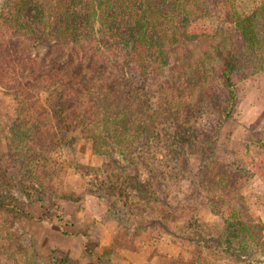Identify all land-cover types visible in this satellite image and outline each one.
<instances>
[{
  "label": "trees",
  "instance_id": "trees-1",
  "mask_svg": "<svg viewBox=\"0 0 264 264\" xmlns=\"http://www.w3.org/2000/svg\"><path fill=\"white\" fill-rule=\"evenodd\" d=\"M218 4L219 0H0V52L6 51L0 57V91L15 94L17 102H21L9 135L0 131L8 148L0 155V213L9 217L0 220V264H38L22 248V229L15 222L14 212L23 213L18 202L27 198V190L36 191L39 197L42 194L41 179L29 165L37 167L41 161L47 164V154L61 149L70 139L66 138L68 128L93 139L100 147L98 151L121 172L133 169L132 178H125L132 180L127 185L124 178L120 179L122 174L113 176L101 168L93 174V187L120 203V210L115 208L114 213L125 223H130V218L135 220L141 231L146 225L160 223L161 213L168 215L170 210L166 211L167 203L158 204L160 198L152 196L150 184L139 182L140 172L130 160L131 151L154 144L153 132L157 130L156 134L161 130L171 134L173 141L166 140L165 145L156 136V151L166 158V150L174 146L181 165L176 169L164 161L160 187H167L166 181L173 185L188 181L191 192L183 194V198L189 203L182 201L180 213L184 215L194 208L193 202L199 198L222 219V232L208 240L237 258L264 264V248L257 244L261 221L246 217L240 206H235L239 183L250 162L229 150L224 142L222 149L217 147L222 129L238 104L235 81L264 74V0H258L246 14L235 11L229 2V26H215L209 34L202 22L214 19ZM187 44H202L208 47V53L178 58L177 50ZM59 46L66 50L50 57ZM39 50H44V58ZM71 66L76 67L69 69ZM183 69L187 70L183 73ZM84 70L89 74L84 75ZM130 70L141 79L175 72L177 82L163 90L157 103L149 105L132 86H127ZM47 88L56 98L51 114L57 118L55 122L37 100ZM195 99L199 104L204 100L215 102V113L200 137L197 170L187 175L188 155L197 140L195 132L199 131L190 125L197 118L188 115ZM65 107L71 109L69 124H63ZM194 110L199 112L198 108ZM71 125L75 128L71 129ZM169 128L170 133L166 130ZM257 143L259 148L263 145L260 140ZM251 148L254 146L246 145V153ZM148 161L144 160L147 167ZM212 164L216 168H210ZM258 172L264 184V168ZM125 188L136 194L143 205L130 209L131 194H124ZM172 213L171 221H177V213ZM240 232L250 239L251 253L232 246L230 237ZM198 241L205 240L198 236Z\"/></svg>",
  "mask_w": 264,
  "mask_h": 264
},
{
  "label": "rangeland",
  "instance_id": "rangeland-1",
  "mask_svg": "<svg viewBox=\"0 0 264 264\" xmlns=\"http://www.w3.org/2000/svg\"><path fill=\"white\" fill-rule=\"evenodd\" d=\"M229 2L235 11L246 14L252 10L258 0H219L214 19L202 22L205 32L212 33L215 26L224 29L229 26L226 19V8H230L227 6ZM64 50L66 47H56L50 57L54 58ZM43 51H38L42 58L45 57ZM199 52L208 53V47L202 44H187L177 50V57L183 58L189 53L199 57L201 56ZM2 54H6L5 49L0 52V57ZM210 63L212 64L211 61ZM74 67L76 66H71L69 69ZM185 70L183 69L182 72L184 73ZM83 74L88 75L89 72L84 70ZM175 75V72H166L165 76L160 78L141 79L130 70L126 80L127 86H132L150 105L157 103L163 90L177 82L176 78L174 79ZM75 78L80 82V78ZM235 82L238 104L232 118L222 129V137L217 147L222 149L221 143L224 142L229 150L245 157L247 163L250 162V166L244 171V179L239 183L235 206H240L239 210L246 217L261 221L262 229L257 234V244H262L264 248V184L257 176L260 175L259 168L261 167V170L264 168V74L259 72ZM218 94L222 99L223 95L221 98L220 93ZM37 100L55 122L57 118L52 117V112L56 98L51 88L41 92ZM19 103L21 102H17L15 94L0 91V125L3 127L0 131L5 136L9 135L10 124L17 116L16 108ZM212 103L210 100H204L199 104L197 99L191 102L188 115L197 118V121L190 125L195 126L199 131L195 132L197 140L190 151L191 154L188 155L190 170L187 175L195 173L200 163L198 150L202 139L200 137L214 117L215 102ZM196 108L199 112H195ZM70 110L64 108L63 124H69ZM72 128H75L74 125H71ZM66 130H68L66 138L70 137V139L65 142V146L61 145V149L47 154L49 159L47 164L41 161L37 167L29 165L32 173L41 179L42 194L39 197L36 191L26 189L27 198L18 202L23 213L14 212L17 215L15 222L22 229L19 240L23 250L30 255V259L35 257L38 264H97L98 260L100 264H253L249 258L245 260L237 258L233 253L224 251L214 241L208 240L210 236H217L222 232V219L212 214L210 207L199 198L194 200V208L187 210L184 215L180 213L178 207L182 201H186L183 194L191 192L188 181L175 185L166 181L167 187H160L163 180L159 173L163 170L164 161H168L176 169H180L181 165V161H177L175 156L174 146L166 150V158L156 151L158 148L156 136H159V143L165 145L166 140L169 143L173 141L171 134L165 135L163 130L160 134H156L157 130L153 132L154 144L150 143L148 146H142L140 150L131 151L130 160L140 172L139 182L150 184L152 196L160 198L158 204L167 203L166 211L170 210L168 215L161 213L160 223L156 221L150 226L146 225L141 231L136 228L135 220L130 218L128 220L130 223H125L118 214L114 213L115 208L120 210V203L114 198L106 197L108 195L105 196L103 192L96 191L93 187L95 185L93 174L98 173L97 170L101 168L113 176L122 174L120 179L124 178L123 181L127 185L132 180L125 178H132L133 169H128L127 173L121 172L108 156H103L98 151L100 147L95 146L93 139L87 138V135L79 131L72 132L70 128ZM166 130L170 133V128ZM259 140L263 144L260 148L257 143ZM248 144L254 148L246 153ZM20 146L25 147V144ZM7 149L4 137H1L0 155H3ZM258 154H261L259 159L256 158ZM146 159L149 160L148 167L144 164ZM252 163L254 164L251 166ZM210 168H216V165L212 164ZM183 177L192 178V176ZM177 184L179 187H176ZM123 190L124 194L132 192L126 188ZM15 197L14 194L13 198ZM130 197V203L133 204L130 209L133 210L134 206H138L137 204L139 207L143 205L144 202L141 204L136 194L132 193ZM39 198L41 201L38 200ZM172 212L177 213V221H171L172 217L169 215L173 214ZM113 217L117 218V221ZM8 218L3 212L0 213V220ZM11 223H14L13 219ZM198 236L205 241H198ZM227 239L228 237L225 240ZM230 241L235 249L249 253L253 250L250 239L247 240V236L242 232L230 237ZM257 253L261 256V249H258ZM258 258L254 257V259Z\"/></svg>",
  "mask_w": 264,
  "mask_h": 264
},
{
  "label": "crops",
  "instance_id": "crops-1",
  "mask_svg": "<svg viewBox=\"0 0 264 264\" xmlns=\"http://www.w3.org/2000/svg\"><path fill=\"white\" fill-rule=\"evenodd\" d=\"M261 180V179H260ZM262 182V181H261ZM262 184H263V182H262Z\"/></svg>",
  "mask_w": 264,
  "mask_h": 264
}]
</instances>
